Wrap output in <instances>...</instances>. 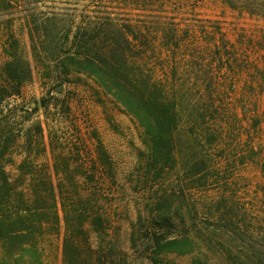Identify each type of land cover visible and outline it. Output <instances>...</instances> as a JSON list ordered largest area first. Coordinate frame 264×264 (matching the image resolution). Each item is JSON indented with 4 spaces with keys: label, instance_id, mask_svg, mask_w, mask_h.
Returning <instances> with one entry per match:
<instances>
[{
    "label": "trees",
    "instance_id": "obj_1",
    "mask_svg": "<svg viewBox=\"0 0 264 264\" xmlns=\"http://www.w3.org/2000/svg\"><path fill=\"white\" fill-rule=\"evenodd\" d=\"M186 2L191 18L177 7V14L165 11L173 17L152 23L88 9L79 25L54 15L31 30L32 60L17 41L7 49L0 83V264H45L49 243L62 233V264H131L112 239L115 171L101 141L81 137L75 116L69 128L80 138L63 139L46 122L48 144L42 122L24 126L38 106L11 103L35 70L62 83L73 72L91 77L143 129L145 176L162 183V191L150 215L140 216L134 241L146 240L153 262L176 254L192 256L191 264H264V69L252 59V52H264V0H179ZM170 3L162 0L165 8ZM210 4L256 27L239 23L232 39L225 21L198 11ZM242 81L253 105L230 99ZM51 98L41 101L45 111ZM20 148L13 179L8 166ZM47 150L52 168L36 154ZM252 167L262 181L243 173Z\"/></svg>",
    "mask_w": 264,
    "mask_h": 264
},
{
    "label": "rangeland",
    "instance_id": "obj_2",
    "mask_svg": "<svg viewBox=\"0 0 264 264\" xmlns=\"http://www.w3.org/2000/svg\"><path fill=\"white\" fill-rule=\"evenodd\" d=\"M109 1L101 3L97 0H0V83L6 80L4 66L9 60L7 49L11 46L10 52L13 51L12 45L17 41L19 52L32 60L31 30L46 23V20L52 19L54 15L73 19L74 25L83 22L81 15L86 9L111 11L118 14L121 19L142 20L149 23L162 22L164 16L173 17L172 14H177L175 11H178V8H183L181 13L184 14L180 15L181 17L191 18L193 15L192 3L186 2L183 6L179 4V0H171V6L167 8L162 6V0H156L154 5L145 4L139 0H127V3L122 4ZM85 5L88 7L86 8ZM165 11L172 14L168 15ZM198 11L204 17L221 18L225 21L226 29L232 39H235L236 27L239 23L241 27L247 29L256 27V21L238 20L230 9H225L218 4H210ZM263 54L264 52H252V59L258 62L262 69H264ZM243 81L238 93L230 96V99L234 102L246 101L247 104L253 105V93L251 89L244 88ZM249 94L253 100L249 99ZM43 98H51L53 103L48 111H45L41 104ZM260 99L264 106V94L260 96ZM11 103L21 104L20 106L30 110L38 106V110L31 115L30 121L24 123V126L27 129L35 122H42L46 128L45 140L48 144L50 140L48 122L51 126L55 125L61 130L58 135L63 139L78 140L80 138L79 130L69 128L75 125L71 120L75 116L80 117L79 127L83 128L80 131L85 134L81 137L95 140L98 138L101 141L112 159L115 171V182L109 194L114 213L112 239L128 255L131 264H191L192 256L176 254L163 256L165 262L155 263L150 258L149 244L146 240L137 238V241H134V232L136 233L140 228L139 218L142 216L145 219L150 215L157 191H162V183L152 185V182H147L145 176L147 150L142 142L143 129L134 119L122 112L94 79L85 74L73 72L69 80L62 83L44 79L38 70H35L33 79L23 86L22 96L12 100ZM67 103L72 108L71 113H68ZM246 113L247 115L241 114L247 126L245 133L250 127L249 111ZM54 119H61L62 124L60 125V122L54 124ZM262 126L264 139V122ZM244 138L247 139V136ZM79 147H82L80 143ZM49 150L46 154L38 152L36 154L42 155L41 159L49 162L52 168L53 161ZM80 150L83 152L81 155L87 158L88 155L84 148ZM23 156L22 148H20L14 163L8 166L13 179H16L18 175V165ZM243 173L256 183L262 181L261 172L256 167L247 169ZM62 228H64V223H62ZM62 236L63 233L61 236L52 238V244L49 243L46 249L45 264H62Z\"/></svg>",
    "mask_w": 264,
    "mask_h": 264
}]
</instances>
